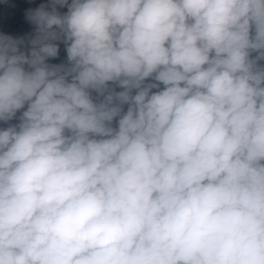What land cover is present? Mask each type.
Returning <instances> with one entry per match:
<instances>
[{
  "label": "clouds",
  "instance_id": "9594fccd",
  "mask_svg": "<svg viewBox=\"0 0 264 264\" xmlns=\"http://www.w3.org/2000/svg\"><path fill=\"white\" fill-rule=\"evenodd\" d=\"M27 18L30 54L0 35V264H264V0Z\"/></svg>",
  "mask_w": 264,
  "mask_h": 264
},
{
  "label": "trees",
  "instance_id": "16d2710c",
  "mask_svg": "<svg viewBox=\"0 0 264 264\" xmlns=\"http://www.w3.org/2000/svg\"><path fill=\"white\" fill-rule=\"evenodd\" d=\"M51 2L52 0H0V35H8L14 39H22L24 43L20 45L21 51H24L25 54H30L32 47L30 41L37 35V26L27 18L28 12L29 10L37 9L41 5H45L46 10L50 11ZM69 3H71V0H69ZM67 10V7L61 8L57 6V11L61 14L66 13ZM57 43L59 44L58 56L56 58H49L46 63L49 65H68L66 46L63 42ZM260 63L264 64V61H260ZM25 67L27 68V66ZM162 87L163 85H161ZM120 90V88H116V91ZM93 95L95 96V93ZM26 107L20 110L17 113V117L8 123H19V116L22 111L26 110ZM7 126L8 124L0 121V128H6Z\"/></svg>",
  "mask_w": 264,
  "mask_h": 264
}]
</instances>
